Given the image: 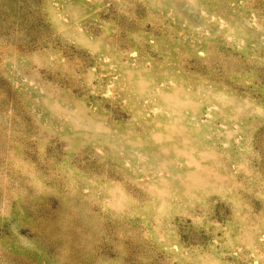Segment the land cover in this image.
<instances>
[{
	"label": "rangeland",
	"instance_id": "374dc122",
	"mask_svg": "<svg viewBox=\"0 0 264 264\" xmlns=\"http://www.w3.org/2000/svg\"><path fill=\"white\" fill-rule=\"evenodd\" d=\"M0 264H264V0H0Z\"/></svg>",
	"mask_w": 264,
	"mask_h": 264
}]
</instances>
